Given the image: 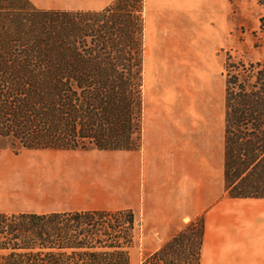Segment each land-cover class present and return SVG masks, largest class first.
Instances as JSON below:
<instances>
[{
  "label": "trees",
  "instance_id": "16d2710c",
  "mask_svg": "<svg viewBox=\"0 0 264 264\" xmlns=\"http://www.w3.org/2000/svg\"><path fill=\"white\" fill-rule=\"evenodd\" d=\"M142 3L60 11L0 0V139L10 140L0 147H140ZM252 37L258 59L224 61L223 180L234 198H264V15ZM139 226L131 208L0 212V264H129ZM203 230L199 215L140 264H199Z\"/></svg>",
  "mask_w": 264,
  "mask_h": 264
},
{
  "label": "crops",
  "instance_id": "0c3cea01",
  "mask_svg": "<svg viewBox=\"0 0 264 264\" xmlns=\"http://www.w3.org/2000/svg\"><path fill=\"white\" fill-rule=\"evenodd\" d=\"M29 1L41 10L87 11L114 0ZM184 1L143 0V43L155 47V59L162 58L161 46L174 42ZM155 75L161 73L156 70ZM162 95L159 84L143 91L141 145L136 150L16 152L0 147V212L131 208L135 215L141 213V223L129 264H140L139 254L158 249L202 215L199 264H264V198H234L224 192V113L215 157L207 126L200 131L198 118L194 125L189 118L183 122L180 108L160 99Z\"/></svg>",
  "mask_w": 264,
  "mask_h": 264
},
{
  "label": "rangeland",
  "instance_id": "374dc122",
  "mask_svg": "<svg viewBox=\"0 0 264 264\" xmlns=\"http://www.w3.org/2000/svg\"><path fill=\"white\" fill-rule=\"evenodd\" d=\"M183 6L184 10L177 15L174 42L161 46L158 54L161 59H155L153 45L143 43L142 100L144 90L148 93L152 85H162L160 99L166 103L174 101L183 112V122L189 118L194 125L198 118L200 131L203 124L207 126L216 157L224 113V61L227 53L242 59L255 60L261 56L253 47L252 31L258 30L264 8L257 0H185ZM156 70L161 76H154ZM180 116L176 119L178 125ZM9 142V139H0L2 145ZM136 218L141 223L140 212ZM138 234L139 228L136 238ZM145 253L148 252L138 253L139 261Z\"/></svg>",
  "mask_w": 264,
  "mask_h": 264
},
{
  "label": "bare ground",
  "instance_id": "6f19581e",
  "mask_svg": "<svg viewBox=\"0 0 264 264\" xmlns=\"http://www.w3.org/2000/svg\"><path fill=\"white\" fill-rule=\"evenodd\" d=\"M166 49H167V48H166ZM165 91L168 92V91H169V88H167Z\"/></svg>",
  "mask_w": 264,
  "mask_h": 264
}]
</instances>
